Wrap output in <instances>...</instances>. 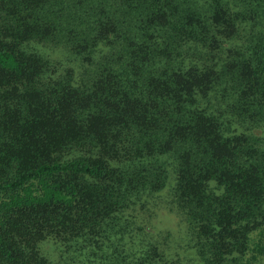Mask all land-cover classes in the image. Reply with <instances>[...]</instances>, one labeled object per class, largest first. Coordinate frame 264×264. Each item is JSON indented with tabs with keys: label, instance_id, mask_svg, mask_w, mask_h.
Returning <instances> with one entry per match:
<instances>
[{
	"label": "trees",
	"instance_id": "16d2710c",
	"mask_svg": "<svg viewBox=\"0 0 264 264\" xmlns=\"http://www.w3.org/2000/svg\"><path fill=\"white\" fill-rule=\"evenodd\" d=\"M263 23L264 0H0V264H57L47 237L61 264H173L160 212L199 264H264Z\"/></svg>",
	"mask_w": 264,
	"mask_h": 264
},
{
	"label": "rangeland",
	"instance_id": "374dc122",
	"mask_svg": "<svg viewBox=\"0 0 264 264\" xmlns=\"http://www.w3.org/2000/svg\"><path fill=\"white\" fill-rule=\"evenodd\" d=\"M261 27V28H258ZM258 29L264 30V23L261 26H256V28L253 29V31H256ZM240 35H244L245 33L241 32L239 33ZM56 49V48H55ZM43 52L48 54L51 57H57V60H60L61 57L58 54V51L56 50H51L49 47L45 46L42 48ZM46 54V55H47ZM60 57V58H59ZM56 59V58H54ZM60 66H70L72 67L75 71L77 70L75 67L74 63H69V62H56L55 66L56 68L59 69ZM251 131V130H250ZM256 135L260 136L262 141L264 142V124L257 127L256 129L253 130ZM165 195L162 193V195L158 198V203L161 205H164V202L161 200V197H164ZM165 206V205H164ZM159 217H154L153 215L150 216L149 221L151 223V232L155 234V240L159 242L160 244L167 245L169 244L171 246V249H167V259L173 262V264H199L194 252L193 248L191 247H184L186 246V238L183 237L182 235V226L178 224V219L174 216H172L169 213H159ZM137 218H139L137 216ZM148 220V216H145V218H141L142 222ZM168 229L169 230V236H166L168 238H163V233L164 231ZM158 231H160L158 233ZM181 232V235L179 233ZM184 244L182 247H178L177 244ZM38 246H40L41 250L44 252V256H46L47 261H52L57 262V264H61V255H60V250L57 248V244L53 241L51 238H45L42 241L38 243ZM57 249V250H56ZM49 259V260H48ZM51 264V263H50Z\"/></svg>",
	"mask_w": 264,
	"mask_h": 264
}]
</instances>
